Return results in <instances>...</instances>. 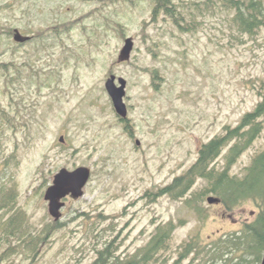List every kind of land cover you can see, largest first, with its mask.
Here are the masks:
<instances>
[{
    "label": "rangeland",
    "instance_id": "obj_1",
    "mask_svg": "<svg viewBox=\"0 0 264 264\" xmlns=\"http://www.w3.org/2000/svg\"><path fill=\"white\" fill-rule=\"evenodd\" d=\"M175 1L191 7L192 30L164 13L154 19L153 0H0V264H93L113 240L127 261L169 223L167 262L196 264L180 259L182 243L218 239L256 216L253 201L234 210L208 203L215 194L201 193L203 179L181 198L159 195L196 162L203 143L254 109L264 82V27L244 35L224 11ZM12 28L41 36L18 46L5 31ZM127 37L131 57L119 61ZM111 74L127 80L126 120L105 88ZM263 150L264 130L230 173L242 177ZM79 166L91 168L85 193L66 199L62 226L37 254L22 235H7L12 225L43 234L55 222L46 189L60 169Z\"/></svg>",
    "mask_w": 264,
    "mask_h": 264
},
{
    "label": "trees",
    "instance_id": "obj_2",
    "mask_svg": "<svg viewBox=\"0 0 264 264\" xmlns=\"http://www.w3.org/2000/svg\"><path fill=\"white\" fill-rule=\"evenodd\" d=\"M180 1V0H179ZM152 16L155 19L164 13L182 31H190L197 21L185 20L191 7L177 3L175 0H153ZM197 11H209L214 14L218 10L230 16L237 30L244 35L254 36L264 27V0H201L195 2ZM8 36L13 35L14 28L5 30ZM9 70L6 71L8 73ZM259 102L253 110L246 112L236 126L226 125L223 134L215 136L202 144L196 162L183 174L176 177L173 182L163 188L159 195L170 194L173 198L183 197L198 179L207 181L202 194L214 193L221 200L227 210H234L243 202L253 201L258 211L253 220L244 223L240 230L226 233L218 239L202 242L199 235L186 240L180 245V259L191 257L196 264H213L216 261L232 264H261L264 253V150L258 152L246 167L242 177L232 175L230 167L237 161L264 130V82L259 83ZM229 147L226 154V165L223 170L215 168L214 163L222 151ZM193 206L192 200H187ZM15 223V222H14ZM62 226L60 221L48 224L43 234L31 235L30 232L14 227L12 232L7 227L9 236L25 239L31 252L37 254L38 244ZM14 228H17L13 231ZM175 227L172 223L157 228L151 240L145 247L139 249L129 260L120 261L116 256L115 241L104 244L98 250V259L94 264H107L113 257L114 264H169L167 259L170 250V240ZM23 231V232H22ZM114 246V247H113ZM35 255H33L34 257ZM175 261L172 264H176Z\"/></svg>",
    "mask_w": 264,
    "mask_h": 264
},
{
    "label": "water",
    "instance_id": "obj_3",
    "mask_svg": "<svg viewBox=\"0 0 264 264\" xmlns=\"http://www.w3.org/2000/svg\"><path fill=\"white\" fill-rule=\"evenodd\" d=\"M29 39V36H25L19 29H15L14 40L17 42H24ZM134 47V40L132 37H127L123 48L119 54V61L129 60ZM105 88L111 97L114 109L121 119H128V107L124 100L126 95L127 80L115 74H111L106 82ZM59 141L64 143L65 137L62 135L59 137ZM137 145H140V141H137ZM91 177V168L87 166H79L74 170L67 168L60 169L52 180V183L46 189L44 199L48 202V211L50 216L55 221H60L63 213L62 209L66 205V199L71 197L73 199H79L84 195V188L87 185ZM208 203H220L221 200L213 195L207 198ZM261 264H264V253L261 259Z\"/></svg>",
    "mask_w": 264,
    "mask_h": 264
},
{
    "label": "flooded vegetation",
    "instance_id": "obj_4",
    "mask_svg": "<svg viewBox=\"0 0 264 264\" xmlns=\"http://www.w3.org/2000/svg\"><path fill=\"white\" fill-rule=\"evenodd\" d=\"M87 1H91V0H87ZM15 29H16V28H14V31H13V40H14V32H15ZM19 30H20V29H19ZM20 31H21V30H20ZM21 33H23L25 36H29V39L26 40V41H24V42H17V41L14 40V42H15L16 45H18V46H21V45L23 46V45H27V44H33V43L37 42V40H38V39L40 38V36H41L40 31H35V30H31L30 32H27V33H24V32L21 31ZM11 66H15V64L12 63ZM223 216H224V214H223ZM98 257H99V255H98ZM97 259H98V258H97ZM97 259H96V260H97ZM96 260H95V261H96ZM95 261H94V262H95ZM93 264H94V263H93ZM107 264H114L113 257L108 259Z\"/></svg>",
    "mask_w": 264,
    "mask_h": 264
},
{
    "label": "bare ground",
    "instance_id": "obj_5",
    "mask_svg": "<svg viewBox=\"0 0 264 264\" xmlns=\"http://www.w3.org/2000/svg\"><path fill=\"white\" fill-rule=\"evenodd\" d=\"M11 193V192H10ZM22 224V223H21ZM13 228V227H12Z\"/></svg>",
    "mask_w": 264,
    "mask_h": 264
}]
</instances>
